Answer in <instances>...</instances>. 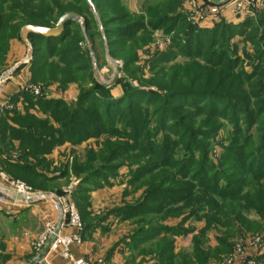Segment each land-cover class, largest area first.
I'll use <instances>...</instances> for the list:
<instances>
[{
	"label": "rangeland",
	"instance_id": "1",
	"mask_svg": "<svg viewBox=\"0 0 264 264\" xmlns=\"http://www.w3.org/2000/svg\"><path fill=\"white\" fill-rule=\"evenodd\" d=\"M186 1L0 0V73L26 53L23 22H57L68 11L84 18L50 46L64 55L65 79L32 82L46 94L23 90L33 98L9 111L20 114L9 126L68 145L41 173L82 207L84 223L128 218L137 234L153 227L148 263L170 264L171 249L172 264L191 252L194 264L234 253V264H264V9L212 25ZM57 100L89 116L73 141L53 115ZM106 188L113 203L96 214L92 194Z\"/></svg>",
	"mask_w": 264,
	"mask_h": 264
},
{
	"label": "crops",
	"instance_id": "2",
	"mask_svg": "<svg viewBox=\"0 0 264 264\" xmlns=\"http://www.w3.org/2000/svg\"><path fill=\"white\" fill-rule=\"evenodd\" d=\"M31 80L32 73L29 66L20 69L7 82L0 95V102L10 97L16 107L15 109H20L23 104V86ZM10 141L13 145L12 148L3 152L0 151V191L8 195L7 201L0 210V264H43V254L34 249L33 241L43 231L45 221L48 218L57 221L59 214L53 210V203L50 198L26 199L13 192L9 180L14 178L6 170L7 163H22V160L17 149L19 142L17 140ZM1 147L3 146L0 139ZM67 148V144L56 146L50 155H45V158L52 159V167L61 161V154ZM47 175L51 177L49 173ZM55 176L59 175H52L53 182L56 180L64 181L62 178ZM111 190L108 188L101 189L92 194L93 212L99 214L112 205L113 193ZM38 192L40 194H58L53 187ZM85 225L83 244L80 246L74 245L71 248L74 256L86 257L92 260L103 258L107 261V264H150L145 261L148 259L145 243L151 241H143L139 239V234L131 232L136 224H131L130 219L127 218L121 221L108 218L100 223L98 219H86ZM66 232H69V230H66ZM174 254L176 253L170 252L167 257L170 264L178 257ZM184 254L187 261L183 264H194V253ZM48 257L50 264H69L68 261L60 258L55 253H51Z\"/></svg>",
	"mask_w": 264,
	"mask_h": 264
},
{
	"label": "built area",
	"instance_id": "3",
	"mask_svg": "<svg viewBox=\"0 0 264 264\" xmlns=\"http://www.w3.org/2000/svg\"><path fill=\"white\" fill-rule=\"evenodd\" d=\"M195 19L204 23L218 24L224 20L247 19L257 15L264 9V0H187ZM23 90L35 96L45 95L43 87L28 82ZM15 108L12 98L7 97L0 102V115ZM13 192L18 195L39 194L32 186L19 180H9ZM7 196L0 191V210L7 201ZM58 201L52 200V208L59 214V219L48 218L44 223L43 231L33 241V247L43 254V264L49 263V255L55 253L69 264H107L103 258L95 260L86 257H76L71 248L83 244L84 223L75 201L68 195H57ZM69 230V232H66ZM238 256L231 255L221 264H234Z\"/></svg>",
	"mask_w": 264,
	"mask_h": 264
},
{
	"label": "trees",
	"instance_id": "4",
	"mask_svg": "<svg viewBox=\"0 0 264 264\" xmlns=\"http://www.w3.org/2000/svg\"><path fill=\"white\" fill-rule=\"evenodd\" d=\"M37 21L38 22H33V21L23 22L17 29L18 39H19V32L21 28L26 24H34V25L51 27L55 23L48 17H45L44 19L38 18ZM72 24L74 23H70L69 25H67L65 28L64 34L58 38H47V37H42V36L31 37V41L35 48V57L29 65L30 71L32 73L31 82H34V83L35 82L36 83L46 82L47 83L48 81L46 79L50 77H53L55 81L60 80V78L65 79L64 74H65V70L67 67L65 65L66 61L64 59H59L60 57H63L64 55H58L56 53V50L51 51L50 46L52 45L55 49L56 45H53V44L61 43V40H63V38L66 36L67 27ZM4 25H5V17L2 16L0 17V32L3 30ZM131 28H133V26L126 27L123 29V32H127L128 34ZM49 51H51V54L49 56H46V54ZM54 57L59 59L58 60L59 62H55ZM73 74L76 75L78 73H76L75 71L73 72ZM22 95L33 98V96H31L32 94L30 95L23 91H22ZM57 101L60 104V106L56 107L53 115L56 117V119L59 122H63L65 128H67L68 130L67 134L71 135V136L68 135L69 140L73 141L71 137L73 133L77 130V128L82 124L83 119L81 118L84 117L85 120H88L89 116L82 114L79 108H76L74 110L70 109L67 112H65L61 106L64 104V102L62 100H57ZM37 103L39 104V101ZM41 107L44 108L43 106ZM62 113L64 114L62 115ZM10 114L11 112H6L5 114L0 115V139H1V144L3 146L0 148V151L3 152L6 149L7 150L11 149L13 145L11 144L10 140H17L20 143L17 149L19 150V153H20L19 157L22 160V163L8 162L7 168H6L7 172L15 179H21V180L26 181L28 185L32 186L36 191L52 188L50 184V179L44 173H41L40 167H42V169L44 170L48 168L46 164L45 155L50 153L53 150V148H55L58 145L59 142L56 141V142H52L49 144H46V143L44 144V139H42V136H34L31 134L24 133L23 129H20L17 131L12 129L9 126V124H11L10 121L20 118L19 116L20 114L19 113H16V114L14 113L11 115ZM63 135H66V134H63ZM30 158L33 159V163L30 161H26L27 159L29 160ZM76 205L79 209V212L83 220L82 207L77 203ZM136 212L138 213L139 209H135L134 213ZM84 227L86 228L85 223H84ZM153 232H154V228L152 227L150 229H147V231H142L139 234V237L145 235L146 236L145 240H151L152 236L150 235V233H153ZM166 251L167 249L165 248L164 252ZM170 252H171V249H170ZM170 252L167 251L166 254ZM198 263H202V262L199 261Z\"/></svg>",
	"mask_w": 264,
	"mask_h": 264
},
{
	"label": "water",
	"instance_id": "5",
	"mask_svg": "<svg viewBox=\"0 0 264 264\" xmlns=\"http://www.w3.org/2000/svg\"><path fill=\"white\" fill-rule=\"evenodd\" d=\"M84 18L81 14L75 11L65 12L53 26H41L34 24L24 25L19 32V39L26 47L25 55L13 63L10 67L0 73V95L5 88L7 82L23 67L27 66L35 57V48L31 41V37H47L58 38L61 37L67 25L70 23H83ZM26 199H43L50 198L58 201V196L52 193L37 194V195H21Z\"/></svg>",
	"mask_w": 264,
	"mask_h": 264
}]
</instances>
